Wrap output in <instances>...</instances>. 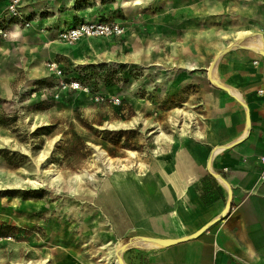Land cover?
<instances>
[{"label":"rangeland","instance_id":"1","mask_svg":"<svg viewBox=\"0 0 264 264\" xmlns=\"http://www.w3.org/2000/svg\"><path fill=\"white\" fill-rule=\"evenodd\" d=\"M36 2L38 10L25 11L28 25H22L0 0V27L8 29L0 38V91L6 82L11 92L9 98L0 95V264L39 261L48 251L50 264H76V257L86 256L82 247L88 242L78 232L86 218L115 215L107 189L117 172L97 161L98 149L116 165L118 158L150 165L153 131L161 127L181 137L170 118H180L176 109L202 123L203 109L212 105L220 43L247 48L262 33L251 0H152L137 9L122 8L118 0ZM99 22L119 24L124 33L65 37L72 28ZM13 25L26 37L3 49ZM244 27L252 35L233 41L232 33ZM43 54L44 77L33 79L31 68ZM99 55L104 57L95 60ZM188 58L198 68L182 67ZM161 75L167 81L162 85Z\"/></svg>","mask_w":264,"mask_h":264},{"label":"crops","instance_id":"2","mask_svg":"<svg viewBox=\"0 0 264 264\" xmlns=\"http://www.w3.org/2000/svg\"><path fill=\"white\" fill-rule=\"evenodd\" d=\"M251 1L263 48L235 47L218 54L212 105L203 109L199 133L172 143V159L189 168L185 185L174 173L165 178L153 171V161L137 172L144 174L140 186L145 189L131 186L139 201L132 208L125 191L109 181L114 201L107 206L115 215L103 219L115 242L111 263L264 264V181L258 165L264 151V0ZM36 4L24 10H38ZM127 173L125 178L132 177ZM165 184L171 199H164ZM92 236L82 247L86 256L76 257V264L96 260L100 244Z\"/></svg>","mask_w":264,"mask_h":264},{"label":"bare ground","instance_id":"3","mask_svg":"<svg viewBox=\"0 0 264 264\" xmlns=\"http://www.w3.org/2000/svg\"><path fill=\"white\" fill-rule=\"evenodd\" d=\"M98 3L100 5V0H97ZM119 1V5L122 8L125 9H137L139 7H145L147 6V4L149 2H151L152 0H118ZM69 8H74L76 7L75 3H71L70 6H68ZM89 12L92 13V9H89ZM55 20V18H49L44 20V23L49 25L51 22H53ZM128 37L132 36L131 32L128 31ZM250 35H252V31L249 27H244V28H237L233 33H232V39L233 41H240L243 39H247ZM25 34L24 31L19 27V26H12L11 28V37L10 39L4 41L3 44V49H7L8 47H11L14 43L19 42L20 40H24L25 39ZM229 37V36H227ZM226 38V37H225ZM58 41H54L51 43L47 44V47H51L54 44H57ZM233 43H231L230 45H227L224 42H221L219 45V55H222L223 53H225L226 51H228L229 47L232 45ZM248 47L252 48V49H262L263 48V44H262V40H251L248 43ZM83 49H87L86 46H83ZM48 54H43L42 59L38 61V64L34 65V67L31 68V75L33 76V79H39V78H43L44 77V64L43 61L45 59V57H47ZM104 56L103 55H99L97 57H94L95 60H100L102 59ZM201 59L204 58V55L201 53L200 56ZM185 62L182 63V67L188 69L189 71H193L196 68H198V64L191 58H188L186 60H184ZM149 73V72H148ZM166 77H164V75H161L158 79V83L160 85H162L163 83H167ZM6 82L2 83V91H0V95H3L2 97L4 98H9L11 96V92L9 90V88H7L6 86ZM139 86V83H135L132 87V90L135 91ZM170 85H166V87L168 88ZM153 86H149V88H152ZM170 89V88H168ZM152 90V89H151ZM177 113L180 114V118H176L174 116H171V122L174 125L175 129L174 131L179 132L181 137H186V136H195L199 133L198 131V121H195L197 118L196 116H194L192 122L189 121L191 119V114H189L188 111L183 110L181 108L176 109L175 110ZM46 124H42V125H38L36 127H43ZM109 129H117L116 125L114 124H107ZM152 133H157L156 139L154 140V148L152 150V154L154 157V162H153V166L151 169H153V171H161V175H163V177H169V175L171 173H174V175L179 176L178 179L183 182H181L182 184L185 185L186 180L185 179V174H187L189 168L188 166H186V164H183L182 162H178V161H174L172 159L171 153H172V143H174L175 139L171 136L166 134L161 127H159L157 130L153 131ZM8 142V141H6ZM98 149V148H97ZM99 154L100 156H98L97 161L103 163V165L106 166L107 169L110 170H115L117 172V174H114V182L116 184V187L119 189H122V191H125L126 194V198L128 201H130L131 207H135L136 204L139 202L138 200L135 199L132 187H135V183L137 184L138 188H144V186H140V181H141V177L144 174H139L137 172H143L144 169L146 168H150V165H146L143 164L142 162H140L137 159V153L133 152V151H129V156L131 158L137 159L136 161L133 162V164L129 163L128 158L121 160L120 158H118V161L120 163V165H116V161L105 151H101L99 150ZM40 160L45 159V152L42 153L41 155H39L38 157ZM136 170V171H135ZM130 171L132 173V177H127V175H129L127 172ZM171 176V175H170ZM96 179V175L95 174H91L89 176V180L91 182H94ZM167 180V179H166ZM168 181V180H167ZM167 181H165V183H167ZM29 183L33 184V185H38L40 184V182L37 181H32L29 180ZM132 182V184H131ZM134 182V183H133ZM169 182V181H168ZM167 184H165L163 186V193H164V199H166V197H170L171 199V193L169 190V187L166 186ZM85 191H87V193L89 192L90 195H94L95 194V190L91 189V188H84ZM184 189V188H183ZM104 191L105 188H103L101 190L103 195L102 197L104 198ZM183 191L181 190V193ZM183 194V193H182ZM148 195V194H147ZM147 195H143L145 198H148ZM179 197H181V194H179ZM152 202L154 201L155 204H157L154 196L152 197ZM87 222L84 223L83 227L78 230V232L80 233V236H82L83 238L87 239L89 236H91V233L93 232V243H98L100 244V246H98L96 248L95 251V255L94 257L96 258L95 261L90 262L89 264H123L122 261L118 260L117 262L111 263L110 261V256L112 254L111 249H113L115 247V242L113 240V234L110 231L109 228L106 227L105 224V220L103 218H101L99 215H95L92 216L91 218H86ZM161 219V220H160ZM165 221L164 217H160L158 219V224H163ZM91 226L93 228H91ZM107 240L109 239V241H103L104 243L101 244L102 240ZM51 262V253L48 251L46 252L42 259L39 261H33V260H27L24 263H18V264H50ZM15 264V263H13Z\"/></svg>","mask_w":264,"mask_h":264},{"label":"built area","instance_id":"4","mask_svg":"<svg viewBox=\"0 0 264 264\" xmlns=\"http://www.w3.org/2000/svg\"><path fill=\"white\" fill-rule=\"evenodd\" d=\"M7 3L6 11L10 18L21 22V24H27L28 21L25 18V4L27 0H5ZM124 29L119 24L110 22H99L93 24H85L79 27L68 30L65 37L68 40L76 41L84 36H113L122 35ZM8 36V29L6 26L0 27V38ZM264 140V138H263ZM258 165L261 168L260 179L264 181V151L258 156Z\"/></svg>","mask_w":264,"mask_h":264}]
</instances>
